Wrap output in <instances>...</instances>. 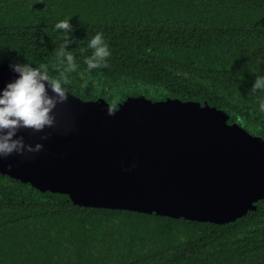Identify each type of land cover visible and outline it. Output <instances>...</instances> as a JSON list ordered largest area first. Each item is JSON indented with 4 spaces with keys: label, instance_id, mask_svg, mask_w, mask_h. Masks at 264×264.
Instances as JSON below:
<instances>
[{
    "label": "trees",
    "instance_id": "1",
    "mask_svg": "<svg viewBox=\"0 0 264 264\" xmlns=\"http://www.w3.org/2000/svg\"><path fill=\"white\" fill-rule=\"evenodd\" d=\"M69 17L70 96L116 107L131 97L205 100L264 139V92H251L264 74V0H0V66L45 63L57 75L63 38L53 26ZM97 32L112 54L89 72ZM0 264H264V199L211 223L76 205L0 172Z\"/></svg>",
    "mask_w": 264,
    "mask_h": 264
},
{
    "label": "water",
    "instance_id": "2",
    "mask_svg": "<svg viewBox=\"0 0 264 264\" xmlns=\"http://www.w3.org/2000/svg\"><path fill=\"white\" fill-rule=\"evenodd\" d=\"M15 78L0 66V88ZM54 112V127L17 133L42 150L0 158L2 174L76 205L211 223L264 199V139L209 101L68 94Z\"/></svg>",
    "mask_w": 264,
    "mask_h": 264
},
{
    "label": "clouds",
    "instance_id": "3",
    "mask_svg": "<svg viewBox=\"0 0 264 264\" xmlns=\"http://www.w3.org/2000/svg\"><path fill=\"white\" fill-rule=\"evenodd\" d=\"M70 18L60 20L53 26V30L60 32L63 38L58 49L53 51V68L57 75H50L49 65L45 63H37L36 67L28 61L9 64L16 78L0 88V158L7 159L13 153L24 155L42 150L40 143L34 147L26 144L23 136L17 135L21 129L39 133L55 126L54 110L58 104L68 100L69 74L78 69L73 51L67 48V45L74 43L70 38L74 31ZM87 49L91 50L83 61L87 71L109 66L108 59L112 53L103 33L97 32L92 36L87 42ZM79 51L83 53L85 49L79 48ZM49 89L52 94H49ZM251 92H264V74L256 75ZM258 111L264 114V98L259 100ZM47 138V133L40 137L41 140ZM8 167L11 168V165Z\"/></svg>",
    "mask_w": 264,
    "mask_h": 264
},
{
    "label": "rangeland",
    "instance_id": "4",
    "mask_svg": "<svg viewBox=\"0 0 264 264\" xmlns=\"http://www.w3.org/2000/svg\"><path fill=\"white\" fill-rule=\"evenodd\" d=\"M83 91L85 92V91H87V89L83 88ZM85 98H87V96H85Z\"/></svg>",
    "mask_w": 264,
    "mask_h": 264
}]
</instances>
